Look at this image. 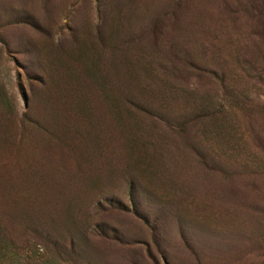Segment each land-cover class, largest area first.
Masks as SVG:
<instances>
[{"label": "rangeland", "instance_id": "rangeland-1", "mask_svg": "<svg viewBox=\"0 0 264 264\" xmlns=\"http://www.w3.org/2000/svg\"><path fill=\"white\" fill-rule=\"evenodd\" d=\"M0 264H264V0H0Z\"/></svg>", "mask_w": 264, "mask_h": 264}]
</instances>
